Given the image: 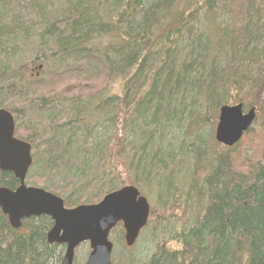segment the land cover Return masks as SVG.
Segmentation results:
<instances>
[{
    "label": "trees",
    "instance_id": "obj_1",
    "mask_svg": "<svg viewBox=\"0 0 264 264\" xmlns=\"http://www.w3.org/2000/svg\"><path fill=\"white\" fill-rule=\"evenodd\" d=\"M39 62L46 83L28 74ZM238 103L257 111L244 137L259 125L258 145L213 150ZM0 109L32 145L27 185L68 208L126 181L158 199L151 257L119 226L113 264H264V0H0ZM0 187L19 182L0 171ZM52 227L14 230L0 209V264H60Z\"/></svg>",
    "mask_w": 264,
    "mask_h": 264
},
{
    "label": "water",
    "instance_id": "obj_2",
    "mask_svg": "<svg viewBox=\"0 0 264 264\" xmlns=\"http://www.w3.org/2000/svg\"><path fill=\"white\" fill-rule=\"evenodd\" d=\"M244 111L243 104L220 108L217 143L232 148L241 142L257 118L255 108ZM15 126L13 114L1 109L0 171L13 174L19 182L14 191L0 187V209L11 227L20 230L24 220L49 217L54 225L48 233V243L66 247L61 264H74L76 249L84 243L91 248L86 264H113L110 233L122 224L126 246L133 247L148 225L151 211L148 200L136 187L126 186L106 195L98 204L66 208L62 198L26 184L33 166L32 146L15 137Z\"/></svg>",
    "mask_w": 264,
    "mask_h": 264
},
{
    "label": "rangeland",
    "instance_id": "obj_3",
    "mask_svg": "<svg viewBox=\"0 0 264 264\" xmlns=\"http://www.w3.org/2000/svg\"><path fill=\"white\" fill-rule=\"evenodd\" d=\"M39 64H40V62L37 63L34 66H30L28 68V70H27L28 74L31 77H33V79H36V80L38 79V81L39 80H45V83H46V81H48V79L50 78V74L45 72L44 70L39 71L37 69ZM119 88H120V85L113 83L111 85V87L109 88V90L107 91V93L108 94H115V93H117L119 91ZM73 89H74L73 91L75 93H79L80 92V90H78L76 88H73ZM98 90H99L98 86H95V88L93 89V91L91 93H89V90H87V94L86 95H88V96L89 95H96V94H98ZM215 129H216V124H215V127H214L213 134H212V136L210 138L211 139L210 140V145H211V148L213 150H219V149L221 150L223 147L220 146L215 141ZM260 135H261L260 127H259V125H257V126L255 125L253 133L250 136H248V137H244V139L242 140L243 145H249V144H252V143L258 145L257 142H259ZM126 185H131V182L126 181ZM39 188H41V186H39ZM146 194L148 196V199L151 200V205H153L152 209H153V207L155 209H159L160 208V204H159L158 199L157 198L155 199L154 198L155 196L149 190H147ZM146 194L144 193V195H146ZM23 231H25V230H23ZM116 237H117L116 234H112V236H111V241L114 244H115ZM122 237H124V234L122 236H120V239H122ZM155 241H156V239L154 240L151 236L144 237L142 240L140 239L138 241L139 242V247L138 248H139V251H140L139 253L141 254L140 257L142 259H148L149 257H151V255L153 253V250H154ZM114 248H115V246H114ZM89 254H90V247H89L88 244H84L81 247H79L76 250L75 264H85ZM62 256H63V253H62ZM54 262H60V259L58 261L54 260Z\"/></svg>",
    "mask_w": 264,
    "mask_h": 264
},
{
    "label": "flooded vegetation",
    "instance_id": "obj_4",
    "mask_svg": "<svg viewBox=\"0 0 264 264\" xmlns=\"http://www.w3.org/2000/svg\"><path fill=\"white\" fill-rule=\"evenodd\" d=\"M39 71H41V68H37ZM38 74V73H37ZM15 117V116H14ZM16 124H17V122H16ZM16 129H17V126H16ZM16 137L18 138V136H17V134H16ZM19 139V138H18ZM24 223V222H23ZM23 223H22V225H23Z\"/></svg>",
    "mask_w": 264,
    "mask_h": 264
}]
</instances>
